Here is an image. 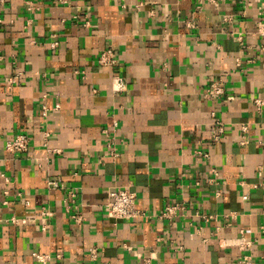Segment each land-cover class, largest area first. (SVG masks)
<instances>
[{"label": "crops", "instance_id": "crops-1", "mask_svg": "<svg viewBox=\"0 0 264 264\" xmlns=\"http://www.w3.org/2000/svg\"><path fill=\"white\" fill-rule=\"evenodd\" d=\"M258 98L264 0H0V264H264ZM115 186L146 217L108 219Z\"/></svg>", "mask_w": 264, "mask_h": 264}, {"label": "built area", "instance_id": "built-area-1", "mask_svg": "<svg viewBox=\"0 0 264 264\" xmlns=\"http://www.w3.org/2000/svg\"><path fill=\"white\" fill-rule=\"evenodd\" d=\"M62 1V0H61ZM125 7V6H124ZM99 64L103 66H109L110 64L114 63L115 61L112 59L111 49L103 51L99 57ZM115 84L117 90L123 88V80L120 77H115ZM224 88L221 82H213L211 83L206 91V96L214 99H218L223 95ZM253 104L256 108H259L261 105L264 104V98H258L253 101ZM224 126L223 123L217 119H215L214 115H212V121L210 123V143L212 145L218 143L224 133ZM29 138L25 134L18 133L17 135L12 136V138L8 139L4 143L5 151L9 153H18L24 152L28 149ZM108 152L110 155L115 156L116 152L111 147ZM196 154L202 159H208L209 154L206 151H196ZM213 174L216 175V172L213 170ZM210 181H212L210 179ZM49 186L53 188L56 187L57 183L55 182H48ZM74 194L69 193V198H73ZM109 201L107 202L105 208L106 209V216L108 219L113 220H124V221H131L137 218H144L146 215L143 211L139 210L136 207V193L125 186H115L112 190L108 193ZM185 209V206L182 203H175L172 205H168L165 207L159 214L158 218L164 220L165 222L171 224L172 219L181 213ZM51 212L47 209H42L41 215L42 216H51ZM204 219L206 217H203ZM207 219V218H206ZM12 221H15L12 219ZM264 234V230H262ZM204 242V241H203ZM236 245L238 247L239 252H243L250 248V243L246 242L243 238L242 232L240 233L239 238L236 240ZM33 257L35 261L38 263H45L48 261L49 256L44 254L34 253ZM241 264H253L247 255H243L242 257L238 258ZM143 264H149L147 261H144Z\"/></svg>", "mask_w": 264, "mask_h": 264}]
</instances>
